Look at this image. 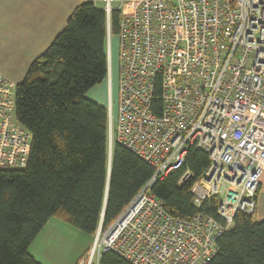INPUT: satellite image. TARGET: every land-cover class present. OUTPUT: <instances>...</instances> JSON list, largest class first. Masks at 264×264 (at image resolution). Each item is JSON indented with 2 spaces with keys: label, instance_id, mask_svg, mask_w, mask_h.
I'll list each match as a JSON object with an SVG mask.
<instances>
[{
  "label": "built area",
  "instance_id": "built-area-1",
  "mask_svg": "<svg viewBox=\"0 0 264 264\" xmlns=\"http://www.w3.org/2000/svg\"><path fill=\"white\" fill-rule=\"evenodd\" d=\"M93 1L104 4L107 17L108 78L112 13L121 12L116 113L111 98L107 107L109 155L120 144L154 175L107 228L98 226L76 264H100L107 251L132 264H209L236 213L255 217L257 211L264 174V0ZM158 83L160 115L153 111ZM32 142L16 116V84L0 73V169H25ZM192 147L205 151L210 164L196 180L186 171L178 185L191 182L197 207L218 196L221 220L173 216L152 192L155 182L183 167Z\"/></svg>",
  "mask_w": 264,
  "mask_h": 264
},
{
  "label": "trees",
  "instance_id": "trees-1",
  "mask_svg": "<svg viewBox=\"0 0 264 264\" xmlns=\"http://www.w3.org/2000/svg\"><path fill=\"white\" fill-rule=\"evenodd\" d=\"M98 3L78 6L16 85V116L33 142L25 169H0V264H42L30 246L53 217L90 235L101 223L107 228L154 175L151 165L120 144L110 160L108 108L87 97L108 78L107 17ZM120 20L121 12L114 11L112 34H118ZM161 107L158 83L154 113L160 115ZM209 164V155L192 147L183 167L153 184L171 215L204 213L221 220L218 196L197 207L191 182L178 185L186 171L196 180ZM218 246L209 264H264V220L238 211ZM100 264L132 263L107 251Z\"/></svg>",
  "mask_w": 264,
  "mask_h": 264
},
{
  "label": "crops",
  "instance_id": "crops-1",
  "mask_svg": "<svg viewBox=\"0 0 264 264\" xmlns=\"http://www.w3.org/2000/svg\"><path fill=\"white\" fill-rule=\"evenodd\" d=\"M85 1L0 0V73L16 85L22 82L32 62L46 51L57 35L66 27L68 19L75 9ZM111 75H113L112 66ZM111 86L110 77L100 87L92 88L87 97L107 107ZM263 196L264 174L261 178L257 197L255 222L264 220ZM53 218L42 229L39 237L42 234L46 236L54 234V231L49 227V224L55 225L51 223L54 222ZM40 238H44L43 235ZM32 245L30 246V253L42 264H76L84 253L80 250L74 258H68L66 255H60L56 250L49 251L46 249L41 257L32 250Z\"/></svg>",
  "mask_w": 264,
  "mask_h": 264
},
{
  "label": "rangeland",
  "instance_id": "rangeland-1",
  "mask_svg": "<svg viewBox=\"0 0 264 264\" xmlns=\"http://www.w3.org/2000/svg\"><path fill=\"white\" fill-rule=\"evenodd\" d=\"M98 6L100 8H103L104 4L102 2H99ZM130 8L131 3H126L123 7L122 12L127 13L130 11ZM110 50V64L112 65L113 75L110 76L112 86L109 92V102L107 107L110 106L109 103L111 98V105L113 107V113L115 114L118 103L119 87V47L117 34H112ZM100 85L101 84L97 85L96 87H100ZM53 221L54 222L51 223H54L55 225L49 224V227H51V229L54 231V234L52 236H46L42 234L44 238H40L42 237V235L40 237L38 236L39 238L37 237V239H35V242H33L34 244L32 245V250H34V252H37V255L42 257V253L46 249H48L49 251L56 250L60 255H66L68 258H74L80 250L85 252L87 250V247L90 244L92 245L94 235L87 234L58 217H54ZM37 245L40 246L38 247Z\"/></svg>",
  "mask_w": 264,
  "mask_h": 264
},
{
  "label": "water",
  "instance_id": "water-1",
  "mask_svg": "<svg viewBox=\"0 0 264 264\" xmlns=\"http://www.w3.org/2000/svg\"><path fill=\"white\" fill-rule=\"evenodd\" d=\"M110 160H111V157H110ZM109 177H110V171H109ZM109 179V178H108ZM107 190H108V187H107Z\"/></svg>",
  "mask_w": 264,
  "mask_h": 264
}]
</instances>
